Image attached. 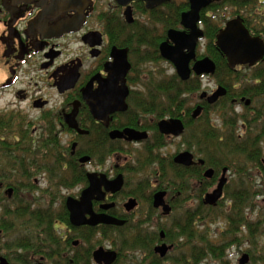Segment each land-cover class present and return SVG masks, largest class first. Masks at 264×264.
Masks as SVG:
<instances>
[{
  "label": "flooded vegetation",
  "instance_id": "af4514ba",
  "mask_svg": "<svg viewBox=\"0 0 264 264\" xmlns=\"http://www.w3.org/2000/svg\"><path fill=\"white\" fill-rule=\"evenodd\" d=\"M103 1L0 0V170H7L6 174L0 171V217L4 216L5 210L15 211L18 206L29 209L35 216H46L52 212L56 217L53 227L64 245L62 258H69L68 264L74 261L76 264H98L94 253L99 249L115 252L117 259L113 264H117L120 253L111 237H104L102 232H115L114 228L120 229L116 232L123 236L140 232L143 238L150 237L154 244L153 257L159 264L172 256L175 262L190 258L192 247L206 249V243L201 244L200 240L185 241L179 236L178 228L190 223L189 213H194L197 215L195 219L203 221L205 212L221 208L229 181L227 167L216 169L204 157L202 147L206 146L201 136L210 127L208 115L214 107L226 104L234 106L231 113L236 115V133L240 138L248 135L249 122L256 121L252 119L259 120L256 127L264 123V57L253 66L240 64L231 68L226 55L217 46V37L230 22L241 20L251 36L264 42V0H216L201 10L197 25L203 37L198 40L196 58L190 63L191 75L186 81L178 76L171 62L161 57L160 46L168 40L167 33L166 39L159 45L160 58L175 69L173 75L181 82L197 81L199 90L184 97L188 102L178 107L181 112L179 116L167 115L163 118L143 110L152 103V99L146 95L148 85L131 82L139 77L138 69L137 72L134 70L131 50L114 41L118 11L117 15L114 12L122 10L124 23L130 25L124 16L127 7L119 6L115 0V5L104 7ZM185 1L188 8L182 15L190 11V2ZM137 2L130 4L133 18ZM141 3L146 8L145 3ZM212 29L215 30L214 43H210L209 39ZM172 30L185 31L181 20L180 28ZM125 34L122 35L124 42L128 39ZM117 40H121L120 36ZM212 45L225 63L221 71L216 56L209 50ZM114 48L129 51L131 69L126 76L129 89L127 110L112 113L102 121L99 114L106 107L96 114L92 113L83 92L90 83L92 90L97 91L100 81L108 79L106 69L114 63ZM205 59L215 65V72L197 75L193 67ZM205 78L214 80L216 89L211 94L202 92L195 98L194 95L202 90ZM220 88L225 89L226 94L210 104L208 99ZM203 94L206 96L203 97ZM103 101L100 99L105 106ZM197 110L200 112L196 113ZM72 117L77 130L68 123ZM164 120L181 121L183 132L179 136L162 134L159 124ZM127 130L146 137L139 141H128L126 136L113 138L115 133L121 134ZM178 139L185 149L167 159L164 149ZM146 152L154 157L148 162ZM183 153L192 156L191 164L175 161ZM83 159L88 160L82 162ZM121 160L125 161L124 167L120 165ZM262 162L264 166V159ZM19 170L26 176L20 174ZM210 171L213 172L211 175L208 174ZM67 173L70 179H67ZM90 175L104 182L99 188L104 199L97 200L98 195L95 196L92 201L93 213L121 221L124 223L122 226H74L71 223L67 201L70 198L81 199L83 192L90 187ZM133 175H138L139 179L131 188L130 177ZM224 176L227 182L222 198L216 206L206 204L207 196L218 188ZM18 177L26 180L27 184H24L26 181L18 183ZM119 178L122 188L117 192L108 191L109 184ZM41 181H46L45 187H40ZM22 184L29 186L23 189L28 191L26 207L23 203L20 205L23 201L20 190L15 198V186ZM79 188L77 194L67 196L64 193ZM159 194H164L163 205L156 207L155 198ZM131 201L135 202V206L129 210L127 205ZM145 204L149 209L143 216L141 208ZM164 207H168L170 212L166 213ZM64 210L68 214V224L62 220ZM157 213L161 222L153 226L149 223L154 220L150 219V215L156 216ZM181 215L183 218L178 220ZM209 216H205L206 229L203 232L207 238ZM87 219H90L89 215ZM196 229L200 231L199 226ZM240 235L241 239L243 234ZM7 238L0 231V255L4 258L2 247ZM2 239L6 242L2 243ZM244 242L250 241L242 239L238 243L244 245ZM249 244L252 245V242ZM162 246L168 249L164 256L156 252ZM177 252L180 253L176 255ZM244 255L249 257L246 264H252L247 250L242 257ZM210 256H204L201 264H215V258ZM30 260L32 264H53L44 257H32ZM54 260L63 262L59 258ZM190 261L193 262V259L190 258Z\"/></svg>",
  "mask_w": 264,
  "mask_h": 264
},
{
  "label": "trees",
  "instance_id": "16d2710c",
  "mask_svg": "<svg viewBox=\"0 0 264 264\" xmlns=\"http://www.w3.org/2000/svg\"><path fill=\"white\" fill-rule=\"evenodd\" d=\"M135 8L148 16L149 25L139 26L136 21L128 25L118 17L115 22L114 41L116 44L118 42L122 43L123 46L129 47L131 50L134 70L137 72L138 69L139 72V77L134 78L131 82H141L148 85L146 95L152 99V103L151 106L149 104L147 107L145 106L143 110L158 114L162 118L167 115L177 117L181 113L178 107L180 108L181 104L188 102L184 97L199 90L198 82L189 81L184 83L176 75L168 76L158 71L148 73L146 80H143L141 75L144 73H141V71H143L144 64L162 61L159 56V45L166 39L168 31L180 28L181 15L188 8L187 1H173L152 11H147L143 3L137 2L135 3ZM125 33H127L128 39L124 42L122 35ZM118 36H120V41L117 40ZM214 36L215 30L212 29L209 31L210 43H214ZM209 50L216 56L217 63L220 66L219 71H221L225 67L224 61L216 53L213 45ZM141 67L142 69H140ZM229 75L233 76L232 73ZM231 108L234 110V106ZM252 120L256 121L249 122L250 126L246 130L248 135L244 138H240V135L236 133L235 119H232L231 122L223 120V128L220 131L213 124H210L204 135L201 136L206 146L202 147L204 149V157L208 160L210 166L216 169L223 167H227L229 170L235 169L233 171L237 176L234 181L231 179L227 184L226 198L224 200L227 209L220 214L227 221V234L226 236L222 235L224 240L221 244L209 241V237H205L203 231L196 229L198 219L195 218H197V215L189 213L188 220L190 223H185V227L181 226L178 228L179 236H182L185 241L187 239L200 240L201 244L206 243V249H201L199 246L196 248L192 247L190 258L193 259V262L190 261V258L185 257V259L178 260L175 264H201L202 259L207 255L215 258V264H231L226 252L234 243L243 239V236L240 239L241 235L239 234L247 233L248 240L252 242L254 250H257V237L262 223L260 220L251 221L246 215V209L251 206L254 198L264 197V166L262 162L264 155L259 149L264 144V123L261 122L256 127L259 120L256 118ZM257 129L259 130L255 135L254 133ZM147 155V162L154 158L150 152H147ZM236 157L242 158V163L244 164L234 162L232 158ZM231 159L233 163H231ZM0 171L6 172L7 170L2 169ZM18 172L20 174L24 173L21 170ZM258 174H261L262 184L257 183ZM24 176H26L25 173ZM230 183L235 184L232 191H230L232 188L229 185ZM28 188L29 186H15L17 193L15 198L17 199L19 190ZM23 204L26 207V204ZM21 207L18 206L15 211L5 210L4 216L0 217V231L3 236L8 237L7 242L2 247L7 254L3 255L11 264H32L30 260L32 257H44L46 261L52 263L57 261L54 259L59 258V260H63V262L59 261V264H68L69 258L65 260L62 258L64 251L62 240L53 227L56 220L55 215L51 212L50 215L35 216L29 209ZM63 214L62 220L68 224V214L66 211ZM193 221H195L194 225ZM114 230L115 232L109 230H102V232L104 237L108 239L111 237L120 253L117 264H159L153 257L152 248L154 244L150 237L143 238L140 232L123 236L120 232H116V230L121 231L120 229L114 228ZM260 233L263 236L264 229ZM15 235H17L16 238H14ZM184 248L186 247L184 246ZM252 249H247L248 254L251 256L252 264H257L258 262L264 264V251L257 261L258 252L253 253L254 250ZM144 251L148 254L145 260H143L144 255L140 254H145ZM73 264H76V261Z\"/></svg>",
  "mask_w": 264,
  "mask_h": 264
},
{
  "label": "water",
  "instance_id": "95a60500",
  "mask_svg": "<svg viewBox=\"0 0 264 264\" xmlns=\"http://www.w3.org/2000/svg\"><path fill=\"white\" fill-rule=\"evenodd\" d=\"M85 1V0H84ZM121 7H127L124 16L127 23L131 24L134 22L133 11L130 4L133 2L141 1L144 2L148 10H153L156 7H160L172 0H115ZM216 0H189L190 11L184 13L181 17V26L188 33L170 30L168 32V40L161 44L160 54L164 60L171 62L177 71L178 76L186 81L190 78L191 70L190 63L196 58L195 50L197 47L198 40L203 37V32L198 28L199 16L201 10L209 6ZM217 46L226 55L229 66L234 68L240 64H250L251 66L257 64L264 57V42L260 38L251 36L250 32L245 28L241 20H235L230 22L227 27L220 32L217 37ZM127 49L114 48L112 52V58L114 63L107 66L106 71L109 73L108 79L100 81V87L97 91H93L91 84L84 90V99L89 105L92 113L96 112L102 107H106L104 112L99 114L100 120L105 121L107 116L116 112H124L127 110L126 100L129 96V89L126 85V76L131 69V64L128 61ZM193 70L197 75L211 74L215 72V65L209 60L205 59L199 61L193 67ZM75 82V81H74ZM226 90L220 88L208 101L210 104L215 103L221 96L225 95ZM203 97L206 94L202 95ZM103 99L104 105L100 102ZM106 100V101H105ZM200 111L197 110L196 113ZM105 120H104V119ZM70 126L74 129H78L75 119L68 120ZM160 132L164 135L179 136L184 127L179 120L162 121L159 124ZM83 133V132H80ZM128 137V141H139L146 137V135L139 134L132 130H127L124 133H115L113 138L116 137ZM88 159H83L82 162ZM180 164H191L192 156L188 153L180 154L175 159ZM227 170H224L226 173ZM213 172L210 171L208 174L211 175ZM90 187L85 190L82 194L81 199L74 200L68 199L67 208L70 212V220L74 226L90 225L96 226L99 224L117 225L122 226L124 223L114 218L107 216L95 215L92 211V201L95 199L103 200L104 195L101 194L99 188L103 181H97L96 176L90 175ZM227 182L224 176L218 186V188L206 198V204L210 206H216L217 202L222 198L223 189ZM122 180L119 178L112 184H109L108 191L117 192L122 188ZM12 192V191H9ZM164 194H159L155 198V206L159 207L163 205ZM135 202L131 201L127 208L131 210L134 208ZM109 208V207H105ZM165 212L169 213L170 209L164 207ZM87 215L90 219H87ZM166 247H160L156 249V252H160L164 256L167 252ZM95 261L98 264H113L117 259L115 252H105L103 249H99L94 253ZM249 261L248 255H244L240 260V264H246ZM0 264H10V262L0 255Z\"/></svg>",
  "mask_w": 264,
  "mask_h": 264
},
{
  "label": "rangeland",
  "instance_id": "374dc122",
  "mask_svg": "<svg viewBox=\"0 0 264 264\" xmlns=\"http://www.w3.org/2000/svg\"><path fill=\"white\" fill-rule=\"evenodd\" d=\"M103 4H104V7H108L109 5L111 4H114V1L113 0H104L103 1ZM232 8V7H230ZM228 8V9H230ZM118 11V17H120L123 21H124V18L122 16V10H115L114 14H116ZM230 11V10H229ZM117 15V14H116ZM134 18H135V21L138 22V25L141 26V25H149V19H148V16L147 15H144L142 14L139 10H137L135 8V11H134ZM142 69V67L140 68ZM143 69H144V74L141 75L142 78L141 79H145L146 80V77L148 75V73L152 72V71H158V72H162V73H165L166 75L168 76H171L175 73V69L171 66V65H168L166 63H164L163 61H159L157 63H149V64H144L143 65ZM146 75V76H145ZM203 87H202V90L196 95H194L195 98H197L202 92H207L208 94H211L215 89H216V82L214 80H211L209 78H205L203 80ZM193 95H191L190 97H192ZM237 110L239 112H241V110L239 108H237ZM232 111V108L229 104H226L225 106L221 105V106H218V107H214V109L210 112V115H208V117L210 118V122L211 124H213L216 129L218 131H220V129L223 128V120H226L228 122H231V120L235 119L236 115L235 114H232L231 113ZM224 130H225V127H224ZM261 148H259L261 151H262V154L264 155V144L262 146H260ZM184 146L181 145V141L178 139V140H175V142H173V144H169L163 151L164 155L167 157V159H169L171 157V155H174L176 154L178 151H183ZM146 155H147V152H146ZM171 159V158H170ZM234 162H238L240 164H244L242 163V158H232ZM232 159H231V163L232 162ZM120 165H123V167L125 166V161L124 160H121L120 162ZM251 167V166H250ZM90 167H87V169H89ZM235 169H230L229 172H228V175H227V178L229 179V181L231 179H233L232 181H234L236 179V174L235 172L233 171ZM7 172H5L6 174ZM67 179L69 178L70 179V175L67 173ZM18 183H24V179H21V177H18ZM139 179V176L138 175H133L130 177V186L131 188L133 187L134 183ZM257 183L258 184H262V177H261V174H258L257 178ZM228 181V183H229ZM24 184H27V181L24 183ZM46 181L45 183L44 182H40V187H45L46 186ZM23 185V184H22ZM229 185L232 186V188L230 189V191H232L235 187V184L234 183H230ZM25 186V185H23ZM213 189V188H212ZM211 189V190H212ZM80 188L79 189H75L73 191H64L65 195L69 196V195H72L73 193L77 194L79 192ZM210 190V191H211ZM35 195L38 196V193L37 191H35ZM23 197V201H21V203H25L27 204L28 203V191L27 190H21L20 192ZM20 203V205H22ZM226 202H224L223 206L221 208H219L218 210H210V211H207L205 212V216L207 215H210L209 218H208V230H207V233H208V236H209V241L213 242V243H223V238H222V235L226 236L227 234V221L225 219H223L220 214L221 212H223V210L227 209L226 207ZM148 207L147 205H143L142 208H141V214L144 216L145 214H147L148 212ZM198 211H201L200 209L197 208ZM2 212H0L1 214ZM149 214V213H148ZM159 214L157 213V215H150V219H153L154 220H151L149 223H152V225L154 226L155 224H158L159 222H161V219H159ZM178 215V214H177ZM246 215L248 216V218L251 220V221H257V220H260V222L262 223L261 224V229L259 230V235L257 237V250H254L253 248V245L249 244L250 242H244L245 244L244 245H239V243H234L233 246H231V248L229 250H227L226 254H227V257H228V260L231 262V264H239V260L241 259L242 255L244 253H246V250L247 249H252L254 250L253 253H257V256H256V259L258 261V259L260 258V256L262 255V252L264 251V235L261 236V233L260 231L262 229H264V197H259V198H254L251 202V206L249 208L246 209ZM204 216V217H205ZM156 217V218H155ZM183 218V216H179L177 219L178 220H181ZM149 219V217L147 218ZM211 220H213V222H211ZM166 222V224H169V222L167 221H164ZM204 225V226H202ZM196 226H199V229L200 231H203L206 229V220H203V221H200L198 220V223ZM18 233V232H16ZM243 233V231H242ZM240 235V234H239ZM17 235L14 236V238H16ZM247 233L243 234V240H247ZM2 243L6 242V240H4L3 242V239L1 240ZM106 248H109L108 246H106ZM3 254H7L6 251H3L2 252ZM145 254L143 253H140L142 255H147L148 254L144 251ZM180 252H177L176 255H178ZM248 253V252H247ZM174 255V254H172ZM173 257V256H172ZM171 257V259L169 258V260L167 259L166 261H162L161 264H175V261L173 260V258ZM176 257V256H175ZM211 257V256H210ZM148 258H151V257H148ZM55 263H58L59 262H55ZM53 263V264H55ZM47 264V262L45 263ZM257 264H261L260 262H258Z\"/></svg>",
  "mask_w": 264,
  "mask_h": 264
}]
</instances>
